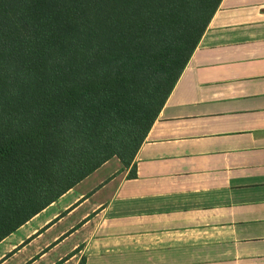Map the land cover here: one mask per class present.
I'll list each match as a JSON object with an SVG mask.
<instances>
[{"label":"crops","instance_id":"1","mask_svg":"<svg viewBox=\"0 0 264 264\" xmlns=\"http://www.w3.org/2000/svg\"><path fill=\"white\" fill-rule=\"evenodd\" d=\"M133 166L105 163L0 264H264V0L221 1Z\"/></svg>","mask_w":264,"mask_h":264},{"label":"trees","instance_id":"2","mask_svg":"<svg viewBox=\"0 0 264 264\" xmlns=\"http://www.w3.org/2000/svg\"><path fill=\"white\" fill-rule=\"evenodd\" d=\"M222 0H0V242L131 167Z\"/></svg>","mask_w":264,"mask_h":264},{"label":"rangeland","instance_id":"3","mask_svg":"<svg viewBox=\"0 0 264 264\" xmlns=\"http://www.w3.org/2000/svg\"><path fill=\"white\" fill-rule=\"evenodd\" d=\"M116 159V158H115ZM117 160V159H116ZM113 165H114V163L113 162H111V164L105 169V171H107L108 169H112V167H113ZM94 180H95V178L94 177H91L90 179H89V181H88V184L87 185H90V184H92L93 182H94Z\"/></svg>","mask_w":264,"mask_h":264}]
</instances>
